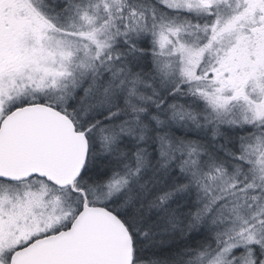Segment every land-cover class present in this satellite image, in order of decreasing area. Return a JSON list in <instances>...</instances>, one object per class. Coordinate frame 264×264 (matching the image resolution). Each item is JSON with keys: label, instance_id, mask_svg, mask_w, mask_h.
Returning a JSON list of instances; mask_svg holds the SVG:
<instances>
[{"label": "snow or ice", "instance_id": "obj_1", "mask_svg": "<svg viewBox=\"0 0 264 264\" xmlns=\"http://www.w3.org/2000/svg\"><path fill=\"white\" fill-rule=\"evenodd\" d=\"M0 264H264V0H0Z\"/></svg>", "mask_w": 264, "mask_h": 264}]
</instances>
